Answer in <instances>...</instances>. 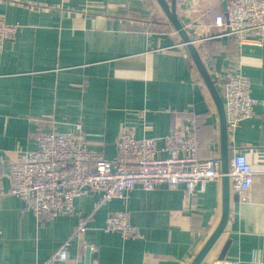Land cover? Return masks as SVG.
Instances as JSON below:
<instances>
[{"label": "crops", "instance_id": "obj_1", "mask_svg": "<svg viewBox=\"0 0 264 264\" xmlns=\"http://www.w3.org/2000/svg\"><path fill=\"white\" fill-rule=\"evenodd\" d=\"M223 0H175L176 14L221 94L223 75L237 70L258 100L254 116L228 141L229 157L244 154L253 180L232 201L222 235L201 264L225 260L264 264V41L236 51L214 17ZM170 2V0H167ZM0 18L20 30L0 46V179L39 132L81 133L111 160L120 132L162 137L199 117L200 157L219 155V121L212 99L185 45L156 0H0ZM164 158L165 155H160ZM221 179L186 197L184 185L152 191L136 187L125 199L95 207L97 194L74 200L90 216L83 236L76 218L38 223L15 196L0 197V264H44L65 241L69 262L84 264H190L221 215ZM199 189V188H198ZM128 210L137 236L123 240L101 231L105 217ZM223 259V260H224Z\"/></svg>", "mask_w": 264, "mask_h": 264}, {"label": "built area", "instance_id": "obj_2", "mask_svg": "<svg viewBox=\"0 0 264 264\" xmlns=\"http://www.w3.org/2000/svg\"><path fill=\"white\" fill-rule=\"evenodd\" d=\"M214 23L221 35L232 39L236 51L244 45L261 47L264 0H225V11L216 15ZM19 30V24L0 18V46ZM239 69L237 62V70L225 73L221 80L228 141L233 140L242 121L254 116L253 109L258 104L251 95L248 77ZM199 125V118L192 116L186 124L177 123L162 137L135 138L128 131L120 132L111 160L91 148L81 133L41 131L34 136L35 149L21 153L19 160L9 165L4 174L8 186L4 187L0 179V197H18L38 223L58 215L75 217L77 236H83L92 221L74 207V200L87 192L97 194L95 207L113 199H125L136 187L152 191L162 184L169 190L184 185L186 197H191L197 190L202 191L206 183L222 177L219 155L199 156ZM253 174L244 154L233 153L229 157V188L239 198L244 199ZM101 231L117 233L123 240L137 236L128 210L108 214ZM68 245L65 241L44 264H77L68 260ZM87 247L89 252L96 250L93 245ZM219 264L239 263L224 259Z\"/></svg>", "mask_w": 264, "mask_h": 264}, {"label": "water", "instance_id": "obj_3", "mask_svg": "<svg viewBox=\"0 0 264 264\" xmlns=\"http://www.w3.org/2000/svg\"><path fill=\"white\" fill-rule=\"evenodd\" d=\"M164 14L166 15L169 23L178 33L179 37L182 40V43L185 45L186 50L189 54V57L196 67L211 99L216 109L219 121V161L221 166V215L219 222L208 237L207 241L204 243L203 247L196 254V256L192 259L190 264H201L207 253L214 246L218 238L224 232L226 224L229 219L230 213V190H229V179L227 176L228 172V161H229V148H228V138L226 132V121H225V110H224V102L220 96L218 89L216 88L213 80L211 79L193 41L190 39L187 31L184 29L183 25L180 23L177 14H176V4L175 0H156ZM222 6L225 11V0L222 1ZM239 199L237 194H233L232 201L237 202ZM227 251V244L223 247L218 260H223L225 258V253ZM89 248L87 247L84 264L89 263Z\"/></svg>", "mask_w": 264, "mask_h": 264}, {"label": "trees", "instance_id": "obj_4", "mask_svg": "<svg viewBox=\"0 0 264 264\" xmlns=\"http://www.w3.org/2000/svg\"><path fill=\"white\" fill-rule=\"evenodd\" d=\"M199 118V117H198ZM199 121H201V119L199 118ZM199 127H200V125H199Z\"/></svg>", "mask_w": 264, "mask_h": 264}, {"label": "rangeland", "instance_id": "obj_5", "mask_svg": "<svg viewBox=\"0 0 264 264\" xmlns=\"http://www.w3.org/2000/svg\"><path fill=\"white\" fill-rule=\"evenodd\" d=\"M216 17V16H215ZM215 17H214V19H215Z\"/></svg>", "mask_w": 264, "mask_h": 264}]
</instances>
